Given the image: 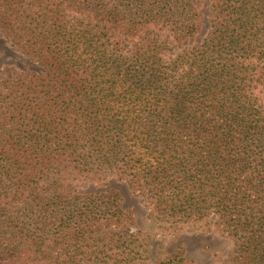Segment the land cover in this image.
<instances>
[{
  "label": "trees",
  "instance_id": "1",
  "mask_svg": "<svg viewBox=\"0 0 264 264\" xmlns=\"http://www.w3.org/2000/svg\"><path fill=\"white\" fill-rule=\"evenodd\" d=\"M0 35L38 67L0 77V264H142L110 178L264 264V0H0Z\"/></svg>",
  "mask_w": 264,
  "mask_h": 264
},
{
  "label": "rangeland",
  "instance_id": "2",
  "mask_svg": "<svg viewBox=\"0 0 264 264\" xmlns=\"http://www.w3.org/2000/svg\"><path fill=\"white\" fill-rule=\"evenodd\" d=\"M207 10L204 11L206 17ZM207 33V28L203 29L193 43L185 42L180 49L176 47L173 55L189 46L202 44ZM7 69L30 73L38 67L0 35V77ZM92 183L90 187L95 184ZM98 185L94 191H115L122 198L123 208L133 215L127 227L136 234L132 247L141 254L142 264H164L179 257L188 264H234L236 247L233 238L222 237L216 232L193 231L187 227L171 234L150 216L148 207L127 183L110 178Z\"/></svg>",
  "mask_w": 264,
  "mask_h": 264
}]
</instances>
